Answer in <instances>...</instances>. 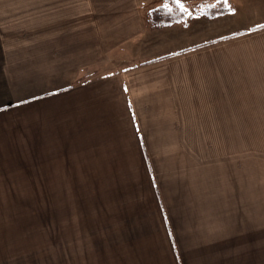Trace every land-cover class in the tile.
I'll list each match as a JSON object with an SVG mask.
<instances>
[{"label":"crops","instance_id":"0c3cea01","mask_svg":"<svg viewBox=\"0 0 264 264\" xmlns=\"http://www.w3.org/2000/svg\"><path fill=\"white\" fill-rule=\"evenodd\" d=\"M164 2L0 0V191L49 157L115 178L155 142L264 133V0H180L194 18L152 29ZM227 177L191 178L168 205L162 192L163 217H105L66 249L0 264H264V166Z\"/></svg>","mask_w":264,"mask_h":264},{"label":"rangeland","instance_id":"374dc122","mask_svg":"<svg viewBox=\"0 0 264 264\" xmlns=\"http://www.w3.org/2000/svg\"><path fill=\"white\" fill-rule=\"evenodd\" d=\"M236 132L240 134L234 141L155 142V157L146 159L147 164L141 158L123 160L129 163L123 170L138 167L139 173L124 172L115 178L92 173L90 179L82 166L66 165L67 159H59V165H54V157L44 159L38 180L14 182L11 185L17 189L0 191L4 203L0 204V253L16 250L15 257L24 258L35 251L54 252V247L61 251L62 245L66 249L67 242L81 233L92 236L94 221L105 217H163L162 192L168 205L191 178L225 183L237 167L264 166L261 127H251L249 136L243 135L242 127H236ZM244 136L249 140H243ZM238 175L243 177L241 172ZM258 181V174H252L251 184ZM84 225L91 226L88 234L76 229Z\"/></svg>","mask_w":264,"mask_h":264},{"label":"trees","instance_id":"16d2710c","mask_svg":"<svg viewBox=\"0 0 264 264\" xmlns=\"http://www.w3.org/2000/svg\"><path fill=\"white\" fill-rule=\"evenodd\" d=\"M211 9L212 8H209L208 10L204 11V14L209 17H214L218 14H225L230 11L227 8L220 7V9L215 10L214 13H211ZM215 9H217V7ZM195 15L196 14L188 12V10L183 12L180 11L178 5L175 4L173 0H165L164 4L150 10L146 19L150 28L161 29L174 24H187L194 18Z\"/></svg>","mask_w":264,"mask_h":264},{"label":"snow or ice","instance_id":"6c2138e0","mask_svg":"<svg viewBox=\"0 0 264 264\" xmlns=\"http://www.w3.org/2000/svg\"><path fill=\"white\" fill-rule=\"evenodd\" d=\"M173 2H174L175 4L178 5L180 11H182V12H183V11H187V10L184 8L183 4L180 3V0H173ZM165 7H167V6H165Z\"/></svg>","mask_w":264,"mask_h":264}]
</instances>
